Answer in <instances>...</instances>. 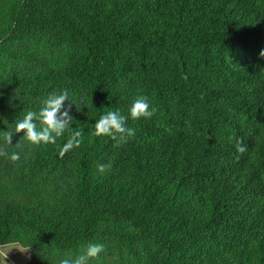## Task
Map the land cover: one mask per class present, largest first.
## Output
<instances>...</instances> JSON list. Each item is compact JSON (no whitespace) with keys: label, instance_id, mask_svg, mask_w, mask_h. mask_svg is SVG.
Returning <instances> with one entry per match:
<instances>
[{"label":"trees","instance_id":"trees-1","mask_svg":"<svg viewBox=\"0 0 264 264\" xmlns=\"http://www.w3.org/2000/svg\"><path fill=\"white\" fill-rule=\"evenodd\" d=\"M262 49L264 0H0V131L65 90L73 118L54 144L5 145L0 246L26 264L89 242V264H264ZM138 96L155 113L128 118L133 137L94 135Z\"/></svg>","mask_w":264,"mask_h":264},{"label":"clouds","instance_id":"clouds-1","mask_svg":"<svg viewBox=\"0 0 264 264\" xmlns=\"http://www.w3.org/2000/svg\"><path fill=\"white\" fill-rule=\"evenodd\" d=\"M259 56L264 58V49L260 51ZM65 101H69L66 90L60 94L53 93L43 102V107L40 108L39 113L27 112L24 118L16 124L14 132L0 131L3 133V144H0V157L12 161L19 159L18 153H12L9 156L5 148V145H11L15 133L23 132L22 138L33 145L56 143L57 138L64 133L73 121L69 114V108H64ZM62 108H64V111H61ZM154 113L155 109L150 107L147 97L138 96L133 100L128 116L121 114L119 110L108 111L106 114L101 115L95 123L94 135L108 137L115 141L114 146L119 147L135 134V129L127 126L129 117L133 120L149 119ZM37 122L40 125L39 130H37ZM81 136V132H74L68 142L64 144L60 155L63 156L71 149L79 147L82 142ZM235 150L237 153L235 159L238 161L240 156L247 151L242 140L236 141ZM110 167V164H98L97 171L105 173ZM104 248L105 246L101 243L89 242L83 248L82 254L66 255L59 260V264H89V260L97 259Z\"/></svg>","mask_w":264,"mask_h":264},{"label":"rangeland","instance_id":"rangeland-1","mask_svg":"<svg viewBox=\"0 0 264 264\" xmlns=\"http://www.w3.org/2000/svg\"><path fill=\"white\" fill-rule=\"evenodd\" d=\"M29 257V249L17 243L0 246V264H26Z\"/></svg>","mask_w":264,"mask_h":264}]
</instances>
